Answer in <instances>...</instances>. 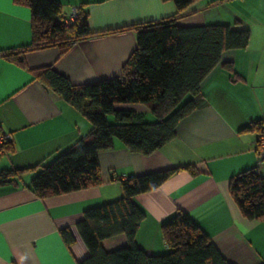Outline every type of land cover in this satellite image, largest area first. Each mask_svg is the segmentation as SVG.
Here are the masks:
<instances>
[{"label": "crops", "instance_id": "obj_1", "mask_svg": "<svg viewBox=\"0 0 264 264\" xmlns=\"http://www.w3.org/2000/svg\"><path fill=\"white\" fill-rule=\"evenodd\" d=\"M58 1L62 16L81 8L91 32L176 12L171 1L162 0ZM177 22L248 28L249 41L243 49L223 52L221 62L201 85L203 104L179 121L172 140L148 155L130 152L117 139L111 148L98 152L99 185L43 199L23 185L0 187V264H78L88 255L76 228L83 212L119 198L120 180L172 167L182 168L158 188L132 198L144 212L135 235L138 246L147 254L166 253L160 226L181 210L230 263H264V220L242 216L228 191L229 179L245 169L255 167L264 175L257 152L259 134L248 129L256 121L264 124V0H197ZM30 42L29 9L0 0V51ZM135 46V32L124 29L77 40L63 53L57 46L25 51L26 68L0 58V132L12 145L11 151L1 153L0 170L35 167L22 174L26 184L40 164L91 127L30 69L51 66L75 85L109 79L121 74ZM224 62L231 63L232 72L222 67ZM126 107L142 113L143 119L147 114L151 117L143 105ZM186 165L195 166V174L183 169ZM62 228L74 238L69 246L59 235ZM125 241L119 234L105 239L103 246L111 251Z\"/></svg>", "mask_w": 264, "mask_h": 264}, {"label": "trees", "instance_id": "obj_2", "mask_svg": "<svg viewBox=\"0 0 264 264\" xmlns=\"http://www.w3.org/2000/svg\"><path fill=\"white\" fill-rule=\"evenodd\" d=\"M162 1H171L175 14L91 32L81 8H77L76 21L67 26L62 23L58 0H13L30 11L31 42L0 51V58L22 68H26L25 51L57 46L63 53L75 41L99 33L131 29L135 32L136 46L121 74L109 79L75 85L51 66L30 69L35 79L75 108L91 127L51 160L40 164L26 184L21 181L22 174L35 167L1 169L0 187L23 185L43 199L97 186L101 183L97 153L111 148L114 139L130 152L148 155L176 136L179 121L204 102L203 81L219 65L223 52L247 46L249 29L229 24L181 25L177 22L181 12L197 0ZM222 67L233 70L231 63L224 62ZM129 104L145 106L154 120L145 121L142 113L126 107ZM108 116L113 118L112 123ZM262 126V121H256L248 129L259 134ZM11 150V142L4 139L0 143V156ZM180 168L128 176L120 180L119 198L86 209L76 228L88 255L78 264H232L181 210L160 226L168 248L166 253L147 254L138 246L135 235L144 212L132 198L158 188ZM183 169L195 174L196 168L186 165ZM228 191L242 216L264 220V175L257 168L232 176ZM119 234L124 235L125 245L107 251L103 241ZM59 235L66 246L74 240L68 228L60 229Z\"/></svg>", "mask_w": 264, "mask_h": 264}, {"label": "built area", "instance_id": "obj_3", "mask_svg": "<svg viewBox=\"0 0 264 264\" xmlns=\"http://www.w3.org/2000/svg\"><path fill=\"white\" fill-rule=\"evenodd\" d=\"M78 17V9L77 8H72L66 15L63 16L62 18V23L64 25H71L73 24ZM7 139V137L3 134H0V143L4 140ZM258 158L259 162L264 163V129H262L258 135Z\"/></svg>", "mask_w": 264, "mask_h": 264}, {"label": "rangeland", "instance_id": "obj_4", "mask_svg": "<svg viewBox=\"0 0 264 264\" xmlns=\"http://www.w3.org/2000/svg\"><path fill=\"white\" fill-rule=\"evenodd\" d=\"M241 6H242V5H239L238 7L240 8ZM69 11H70V10H69ZM148 116H150V115L147 114V116H146V118H144V120H145V121H152V120H153L152 115H151V117H148ZM108 118L110 119L109 122L112 123V122H113V118H112L111 116H108ZM149 118H151V120H147V119H149Z\"/></svg>", "mask_w": 264, "mask_h": 264}]
</instances>
